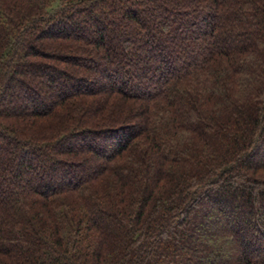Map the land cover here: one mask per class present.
<instances>
[{
	"label": "trees",
	"instance_id": "obj_1",
	"mask_svg": "<svg viewBox=\"0 0 264 264\" xmlns=\"http://www.w3.org/2000/svg\"><path fill=\"white\" fill-rule=\"evenodd\" d=\"M0 264H264V0H0Z\"/></svg>",
	"mask_w": 264,
	"mask_h": 264
},
{
	"label": "rangeland",
	"instance_id": "obj_2",
	"mask_svg": "<svg viewBox=\"0 0 264 264\" xmlns=\"http://www.w3.org/2000/svg\"><path fill=\"white\" fill-rule=\"evenodd\" d=\"M34 71H36V70H34ZM36 72H38V71H36ZM214 226H215V224H214ZM200 227H201V230L202 231H206L207 230V227H210V226H207V225H205V223L203 224V222H201L200 223ZM211 228V227H210Z\"/></svg>",
	"mask_w": 264,
	"mask_h": 264
}]
</instances>
